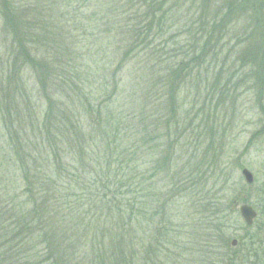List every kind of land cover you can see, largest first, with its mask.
Returning <instances> with one entry per match:
<instances>
[{
  "label": "trees",
  "instance_id": "1",
  "mask_svg": "<svg viewBox=\"0 0 264 264\" xmlns=\"http://www.w3.org/2000/svg\"><path fill=\"white\" fill-rule=\"evenodd\" d=\"M107 1L0 0V18L10 25L13 35L12 52L19 54H13V59L18 61L19 57H23L26 60H34L31 50L36 44L50 38V35L55 36L56 47L63 46L66 42L64 39H68V34L65 36L62 33L65 27L71 34L75 32L73 38L85 42V33L90 28H95L92 26L95 13L86 17L85 11L102 12L104 2L109 12L103 13L123 12L119 16L126 18V22L124 25L117 23V30H128L135 47L144 45L143 51H148L149 57L159 55L156 40L165 35L164 18H170L173 12L191 16L192 20L187 18L189 22L183 26V48L187 55L191 53L199 63L189 72L190 75L194 73L196 78L202 73H209L208 69L204 68L205 61L209 59L210 62H217L219 59V53L211 47L215 38L214 32L223 27L228 30L232 26L229 32H236L237 39L247 45L246 51L250 55H243L249 56L258 68H262V71H246L241 78L254 80L260 75L261 78L253 84L264 87V0H226L215 9V14L221 11L227 13L232 10L234 13L243 10L245 14L242 19L251 23L249 31H238V20L218 25L214 17V20L209 22L206 4L208 0H111V4ZM174 1L175 5L171 6ZM182 1H190L186 11L191 15L182 12ZM168 4L170 7H167ZM108 20L107 16L101 17L100 20L101 27L103 21L106 23V30L102 33L107 39L116 32L111 29L113 23ZM257 34L258 40L254 41L253 38ZM79 36H82V39ZM148 36V46L139 43L142 37L145 42ZM77 43L75 47L78 46ZM26 44L31 46L30 50L25 48ZM69 46L74 47V42H69ZM56 49L52 48V53ZM70 54L75 61L83 56H80L82 53L78 48ZM104 54V80H107L108 71L119 70V66L115 65L116 62L108 60V50ZM126 54L128 55L127 52ZM169 59L161 64L166 65ZM79 61L82 66L84 58L77 62ZM38 66L43 71H49L50 68ZM169 66L173 67L169 75V80L172 81L174 74L179 70L177 65ZM64 71V67L58 71V77L52 80V84L62 92H65L67 86L73 90L74 94H70L69 98L71 105L59 103L44 107L40 114V123L33 122L30 112L25 111L24 118L26 117L28 122L21 121L20 125L23 127L21 126L20 130H15L10 122L9 140L3 145L5 155L6 152L8 154V159L4 161L7 166L5 172L2 165L0 166V174L7 178L8 170L12 173L8 178L16 179L12 188L3 187L0 182V264H61L63 256L59 252L66 248L62 245L76 235H98V225L103 221H113L118 226L120 222L123 226L140 218H149V182L153 175L161 176L168 171L165 165L168 163L167 157L158 159L154 172L153 169L147 170L145 166L149 162V159H146L149 157V144L161 137L163 126H173L174 135L177 137L187 129H180L178 123H173V119L165 114L164 106L173 108V100L164 93H157L153 98H141L144 100L143 107L140 103L137 105L138 109L134 106L138 112L125 114L120 108V93H110L108 83L103 87L104 99H95L92 104L88 100L89 95L84 93V88H80L78 79L66 78L62 75ZM72 72L76 76L77 67L72 68ZM198 82L195 85L199 84ZM202 85H205L204 81ZM206 88L208 92L217 90L215 82ZM22 96L26 94L23 93ZM222 99L223 95L220 96V101ZM12 103L9 110L14 109L17 113L19 104ZM27 105H24L26 109L29 107L28 102ZM18 115L20 117V113ZM211 117L219 118V113ZM31 123L36 125L29 134L26 127H30ZM92 126L97 134L93 131L89 133ZM28 136L31 138L28 139ZM88 137L94 138L96 143L88 144ZM88 145H97L96 150L91 153L92 159L88 158L89 154L86 153ZM75 150L78 158L75 156ZM137 161L142 163L133 165ZM191 181L197 206L196 208L193 203V208L194 211L197 210L199 221H204L203 227L194 226L193 237L198 238L197 241L212 257L216 256L217 264H224L223 258L217 253L221 247L219 242L222 241L223 247L228 250L229 245L232 247L233 240H237L238 245L229 249L232 254L225 256L228 257L224 261L226 264H235L238 261L243 263L244 260V264H264V228L262 232L254 229L251 235L235 236V239H232L231 234L235 232L233 226L243 227L236 204H247V201L227 196L229 187L225 182L216 180L207 186L203 185L199 178H193ZM199 185L202 186L198 190ZM88 191H91V194H88ZM160 191L162 193V190ZM158 210L160 215H163V210L165 214L168 212L165 208ZM94 220L97 221L95 226L92 224ZM245 229L248 232L246 226ZM154 240H159L157 243L161 244L160 238Z\"/></svg>",
  "mask_w": 264,
  "mask_h": 264
},
{
  "label": "rangeland",
  "instance_id": "2",
  "mask_svg": "<svg viewBox=\"0 0 264 264\" xmlns=\"http://www.w3.org/2000/svg\"><path fill=\"white\" fill-rule=\"evenodd\" d=\"M224 1L226 0L206 2L209 22L214 20V17L218 25L230 20H238V31L244 29L249 31L251 23L242 19L245 14L243 10L234 13L232 10L227 13L221 11L215 14V9H218ZM107 2L111 4V0ZM175 3L172 2L171 6ZM189 4L190 1L180 2L184 14L191 15L186 11ZM103 5V11L109 12L105 7L106 3L103 2ZM167 7H170V4ZM103 11H85L86 17L95 13L92 20V26L95 28H90L85 33V42L73 38L75 32L71 34L65 27L62 33L68 34L69 40L65 38L64 45L58 48L54 43L55 36L50 35V38L36 44L31 50L34 60H26L23 57H19L18 61L13 59V54H19L16 51L12 52V30L10 25L0 18V166L2 165L5 172L7 165L4 161L8 159V154L6 152L5 155L3 145L9 140L10 122L13 123L11 124L14 125L15 130H20L22 126L20 122H28L26 117L24 118L25 111L30 112L33 122L40 123V114L44 107L59 103L71 105L69 98L70 94H74L73 90L67 86L65 92H62L52 84V80L58 77V71L60 72L63 67L65 71L62 75L68 79L77 78L80 88H84V93L89 95L88 100L92 104L95 99H104V88L108 83L110 93H120V108L125 114L138 112L137 105L142 103L143 107L144 104L141 98L144 99L146 96L153 98L157 93L161 95L164 93L173 100V108L164 106L165 114L173 119V123L176 121L180 129L185 127L187 129L177 137L174 135L173 126H163L161 137L149 144L147 152L149 157L146 158L149 162L145 166L147 170L153 169L154 172L158 159L165 157L168 159V163L165 164L168 171L161 176L153 175L149 182V218H140L123 226L120 222L118 226L113 221L112 223L103 221L98 225V235H76L62 245L66 246L65 249L58 251L63 256L61 264H217L216 256L212 257L192 234L194 226L199 225L201 228L204 226V221H199L197 210L194 211L193 208V203L194 206L196 204L191 180L199 178V181L207 186L216 180L220 183L225 182L229 187L227 196L240 201L246 200L247 204L249 203L258 212V218L252 227H247L240 218L243 227L233 226L235 232L231 234L232 239H235V236L251 235L254 229L262 232L264 228V87L260 88L253 84L255 80L261 78L260 75L254 80L241 78L246 71H262V68H258L249 56L243 55H250L246 51L247 45L243 44L241 39H237L236 32H229L232 26L228 30L223 27L217 29V33L214 32L215 38L211 44L214 51L219 53V59L217 62H210L209 59L205 61L203 65L209 73H202L196 78L194 73L190 75L189 72L199 63L191 53L187 55L183 48L185 41L183 26L189 22L187 18L192 20L191 16L173 12L170 18H164L165 35L156 40L159 55L149 57V52L143 51L144 45L135 47L128 30H117L119 27L117 23L124 25L126 22V18L119 16L123 12L114 11V14H106ZM106 16L109 17L108 21L113 23L111 29L116 31L108 39L102 33L106 30V23L103 21L102 27L100 23L101 17ZM79 37L82 39V36ZM258 37V34L255 35L254 41L258 40ZM69 42L70 44L74 42V47H70ZM75 43L78 44L77 47ZM139 43L148 46L149 36L145 42L142 37ZM25 48L30 50L31 46L26 44ZM52 48L58 50L52 53ZM75 48L81 49L80 56H83L78 60L82 61L84 58L82 66L80 61H75L70 54L74 53ZM106 50H108V60L116 62L115 65L119 66V70L108 71L106 74L108 78L104 80ZM167 59L170 61L166 62V65L161 64ZM38 65L49 66L50 72L41 70ZM169 65H177L179 70L174 74L175 78L172 81L169 80V75L173 67ZM74 67H77L76 76L72 72ZM197 81L199 84L195 85ZM202 81L205 85H202ZM214 82L217 90L208 92L206 87ZM23 93L27 96L28 109L24 107L27 102L26 96H22ZM221 95L223 99L220 101ZM12 102L19 104L17 113L14 109L9 110ZM216 113H219V118L211 117ZM35 125L31 123L30 127H26L27 133L30 134ZM91 131L94 132L93 126L89 133ZM27 138L30 139L31 136ZM88 140V144L96 143L94 138L88 137ZM96 146H87L88 158H91ZM75 152L76 155H73L78 158L77 150ZM134 163L133 165H139L142 161ZM74 164L77 166L76 162ZM244 169H248L253 174L255 178L253 186L246 184L242 176ZM6 173L7 178H3L0 174V182L3 187L12 188L16 177L9 179L12 173L8 170ZM200 186L202 185L198 186V190ZM87 193L91 194V191ZM241 205L242 202L236 204L237 211ZM163 208L168 212L165 214L163 210V215H160L158 209ZM96 223L97 221L94 220L92 224L95 226ZM156 238L161 239V244L157 243L159 240H154ZM219 244L221 247L217 253L226 264L224 261L228 257L225 256H231L232 251L229 249L233 247L229 245L227 250L223 247L222 241ZM54 245L56 247V243ZM245 262V260L243 263L238 261L235 264Z\"/></svg>",
  "mask_w": 264,
  "mask_h": 264
},
{
  "label": "water",
  "instance_id": "3",
  "mask_svg": "<svg viewBox=\"0 0 264 264\" xmlns=\"http://www.w3.org/2000/svg\"><path fill=\"white\" fill-rule=\"evenodd\" d=\"M242 176L248 185L254 184V176L248 169L242 170ZM238 210L244 223L249 227L252 226L258 217V214L255 209H253L250 205L244 204L241 205ZM231 245L232 247H236L237 241H232Z\"/></svg>",
  "mask_w": 264,
  "mask_h": 264
}]
</instances>
